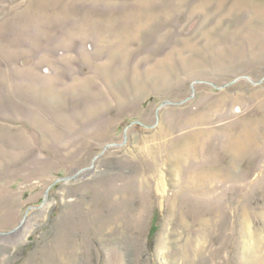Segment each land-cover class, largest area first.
<instances>
[{"label":"rangeland","instance_id":"374dc122","mask_svg":"<svg viewBox=\"0 0 264 264\" xmlns=\"http://www.w3.org/2000/svg\"><path fill=\"white\" fill-rule=\"evenodd\" d=\"M0 264H264V0H0Z\"/></svg>","mask_w":264,"mask_h":264},{"label":"water","instance_id":"95a60500","mask_svg":"<svg viewBox=\"0 0 264 264\" xmlns=\"http://www.w3.org/2000/svg\"><path fill=\"white\" fill-rule=\"evenodd\" d=\"M63 179H67V178H63Z\"/></svg>","mask_w":264,"mask_h":264}]
</instances>
